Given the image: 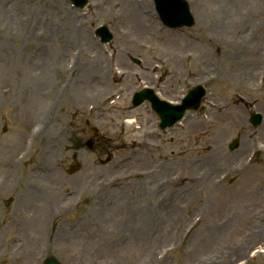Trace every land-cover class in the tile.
Here are the masks:
<instances>
[{"label": "rangeland", "instance_id": "rangeland-1", "mask_svg": "<svg viewBox=\"0 0 264 264\" xmlns=\"http://www.w3.org/2000/svg\"><path fill=\"white\" fill-rule=\"evenodd\" d=\"M149 1L163 36L131 30L116 16L124 7L109 0H90L84 11L67 0H23L19 26L0 21L14 31L4 55L0 45V264H40L48 254L63 264H239L242 248L264 246V151L243 165L252 145L264 146L260 126L248 121L253 112L264 116L256 79L264 80V69L245 72L249 63L264 65V0L236 1L240 19L227 17L224 0H188L196 24L183 29L165 27ZM6 4L0 0L2 15ZM51 13L61 25L56 38L44 33ZM101 24L113 33L109 45L92 36ZM74 26L81 39L70 36ZM154 51L168 64L153 72ZM89 62L95 96L80 79ZM197 84L207 89L202 109L165 131L148 103L131 105L145 86L177 103ZM225 105L231 109H216ZM131 117L137 124L130 127ZM147 132L162 151H149ZM90 137L93 150L85 146ZM235 138L238 148L230 151ZM209 156L217 163L211 169ZM75 160L81 167L69 175ZM198 210L204 215L192 222ZM254 227L263 231L258 239Z\"/></svg>", "mask_w": 264, "mask_h": 264}, {"label": "bare ground", "instance_id": "bare-ground-1", "mask_svg": "<svg viewBox=\"0 0 264 264\" xmlns=\"http://www.w3.org/2000/svg\"><path fill=\"white\" fill-rule=\"evenodd\" d=\"M6 1H7L8 4H6V6L3 7L2 10H1V11H3V15L0 13V21H7V22L11 21V22L14 23L13 28H15V27L19 26L15 21L16 20H22L21 17H19V13L23 10L22 6H21V4H22L21 2H23V0H15V4H13L14 0H6ZM236 1H242V0H224V3L227 5V7H229V14H228L227 17H229V18L230 17H234V18H239L240 19L242 17L240 15L241 8L239 7V9H238V7L236 6ZM260 1H262V0H260ZM250 2H251V4H254V3L258 4L259 0H250ZM105 3H106V0H105ZM109 4H112V7H114V6L118 7L120 5L124 7V9L122 10V13L119 10H117V15L116 16L121 21L123 19L120 18V17L123 16L125 18V20H127V22L129 23V25H131V27H130L131 30H133L135 32L137 30V31H139L140 33H143V34H146V33L148 34L150 32L151 36H157V37L158 36H163L164 33H163L162 28L158 24H156L155 20H153L151 18L152 11L149 9L150 6H151L149 0H140V1L123 0L122 2H120L119 0H109ZM35 10L37 11L36 8H35ZM110 11H112V10L110 9ZM113 12H114V10L112 11V13ZM215 13H221V7L219 8V7L216 6ZM34 16H36L35 11H34ZM49 16H50V25L47 28L48 32H44V33L47 34L46 37L56 38L54 36L53 32H54V30L55 31L58 30L61 25L57 21V18L52 15V13ZM22 17H24V15H22ZM227 17H225L224 19H227ZM218 24H220V23H218ZM21 25L24 26L23 23H21ZM80 31L81 30L78 29L77 26H74V27H71V30L69 31V34H70V36L72 38H77L75 40H78V39L82 38V35H81ZM13 32L14 31L12 29L9 30L7 26L3 27L2 25H0V45H1V49H2L3 55L5 54V51H7V44H9L10 36L13 34ZM40 36L43 39H45L43 37V33H40ZM200 41L202 42L203 48L205 50L207 48H209L208 45H210V40H209V38L207 36L202 37L200 39ZM254 45L251 44V48ZM252 49H254V47ZM262 51H263V49H262ZM55 54L56 55H54V56L56 57L57 60H61L62 59V56H61V54L59 52H56ZM163 55L159 54L157 51H154L152 58H153L154 62L158 65V66H153L152 67V69L154 71H159L160 69H163L167 65L168 58H167V56L164 53H163ZM93 66H94L93 63H91V62H89L87 64H82L80 66L81 74H82L80 79L82 78V83L81 84L84 87H86V89L89 90V94L92 95V96H95V95L98 94V92H97L96 83L91 78L92 72L90 70V67H93ZM261 66H262L261 64L259 65L258 63H255V62L249 63V65L246 67V71L245 72L248 73V75H251L252 73L256 74V71L261 70ZM257 77H259V76H257ZM80 79H79V82H80ZM256 79L258 80V78H256ZM73 80L74 79L72 78V82H74ZM75 85L78 86L79 84L76 83ZM39 92L38 91L36 92V96L39 95ZM109 97H110L109 94H106L105 97L103 95L101 97V99H100V103L107 102ZM38 98H39V96H38ZM262 101H264V100H262ZM217 109L220 110V111H222V110L226 111V110L231 109V106L225 105L223 107H218ZM129 122H132V120H130ZM147 136H148L147 144H148L149 151H154V149H155L154 153L162 151L157 145L153 144V142L149 140V138L153 137L154 134L147 133ZM258 136H259V138L264 140V123L262 124V126L260 127V130L258 131ZM140 143H144V142L140 141L137 145H140ZM209 146H210V144L206 143V148H209ZM215 147H218V146L215 145ZM252 148H254L257 151V153H258L257 156L258 157L260 155L259 153H262V151H264V146H262L260 144H258V145L254 144L252 146ZM213 150H214V148H213ZM207 160H208L207 164L209 165L210 169L217 166V163L212 161L210 156L208 157ZM205 174H208V173L206 172ZM127 209L128 208L125 207V206L123 207V209L120 206L119 210H121V211H123L125 213L127 211ZM148 210L150 211V209H148ZM175 211H176L175 208H173L171 210L167 209L165 215L163 216L164 220H166L168 218L169 214L174 213ZM145 215H146V213H145ZM185 215H187V214L185 213ZM196 216H197V213H196L195 217ZM149 219L152 220V219H155V217L150 216ZM26 227H27V232L31 236H32V234H34L36 232L34 230L32 221H31V223L27 224ZM258 233H260V232L257 229L252 234L255 235V238H257L258 235H259Z\"/></svg>", "mask_w": 264, "mask_h": 264}, {"label": "water", "instance_id": "water-1", "mask_svg": "<svg viewBox=\"0 0 264 264\" xmlns=\"http://www.w3.org/2000/svg\"><path fill=\"white\" fill-rule=\"evenodd\" d=\"M195 91H198V89H196ZM200 98H201V95H200ZM199 100L200 99H198V98L196 100V98L190 99V97H189L186 104H194L195 106H198L199 105ZM160 103L162 104V107H164L165 102L160 101ZM188 106H183V109L188 107ZM164 113L167 114V112H164ZM173 113H174V116H180L182 114V110L181 111H176V112H173ZM47 264H57V262H55V260L50 259V260L47 261Z\"/></svg>", "mask_w": 264, "mask_h": 264}]
</instances>
